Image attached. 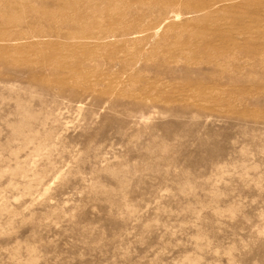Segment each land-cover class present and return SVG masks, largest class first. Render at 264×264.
Returning <instances> with one entry per match:
<instances>
[{"label": "rangeland", "instance_id": "rangeland-1", "mask_svg": "<svg viewBox=\"0 0 264 264\" xmlns=\"http://www.w3.org/2000/svg\"><path fill=\"white\" fill-rule=\"evenodd\" d=\"M0 264H264V0H0Z\"/></svg>", "mask_w": 264, "mask_h": 264}]
</instances>
